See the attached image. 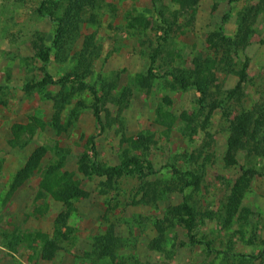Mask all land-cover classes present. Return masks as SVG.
Returning <instances> with one entry per match:
<instances>
[{"label": "rangeland", "instance_id": "1", "mask_svg": "<svg viewBox=\"0 0 264 264\" xmlns=\"http://www.w3.org/2000/svg\"><path fill=\"white\" fill-rule=\"evenodd\" d=\"M42 1L0 0V264H45L40 261L39 235L51 233L61 212L47 197L39 196L40 174H34L6 201L12 179L30 153L46 148L42 167L63 161L60 173L71 172L92 140L106 166L118 164L125 156H138L152 164L158 174L147 181L154 184L159 201L143 203L145 181L137 177L118 179L110 188L100 180L85 181L89 199L73 204L70 231L63 230L66 239L51 264H111L97 257L93 248L94 240L111 227L123 246L118 259L126 264H264V180L257 175L244 177L240 170L264 173V158L239 153V166H228L229 124L215 111L210 119H203L196 133L187 130L180 117L197 110L199 94L173 90L166 76L173 68L188 69L197 55H210L205 41L210 33L221 31L234 38L239 12L246 6L264 5V0L231 4L201 0L193 21L188 15L174 21L176 8L170 0H100L85 14L66 50H53L46 68L58 80L75 69L80 73V61L86 60L84 82L100 94L103 81L110 86V116L100 127L92 116L90 92H75L60 114L59 132L52 123L54 99L61 88L24 92L26 84L39 83L44 77L32 42L39 35L49 46L55 35L56 26L37 14ZM88 43L90 51L85 54ZM156 50L158 79L143 90L135 76L146 74ZM240 58L249 60L247 81L240 106L229 105L230 119L242 110L264 106V14ZM219 83L228 90L236 78L219 75ZM34 119L44 126L32 136H13L14 127L34 124ZM139 136L148 139L147 148H142ZM171 167L197 175V187L185 189L183 196L194 209L196 238L209 242L211 253L203 246L188 245L178 227L168 229L161 252L151 250L155 223L171 218L169 207L180 203L176 194L165 191L173 179ZM232 209L238 213L228 221ZM13 239L23 242L15 251L8 247Z\"/></svg>", "mask_w": 264, "mask_h": 264}, {"label": "trees", "instance_id": "2", "mask_svg": "<svg viewBox=\"0 0 264 264\" xmlns=\"http://www.w3.org/2000/svg\"><path fill=\"white\" fill-rule=\"evenodd\" d=\"M201 0H170L176 8L173 13L174 21L185 15L194 20L196 9ZM229 4L240 2L241 0H228ZM100 0H43L37 9V14L55 27L54 39L49 46H46L44 39L39 35L32 42V50L35 52L37 60L41 63L43 80L35 84H26L25 93L33 90H41L46 87H60L61 94L55 101L56 115L52 128L58 132L61 130L60 114L66 109L75 92L89 91L93 97L92 116L100 127H104L103 122L110 116L108 104H111L110 86L103 81V93L100 94L94 86L84 82L87 79L84 66L86 60L80 61V73L75 69L58 80H54L47 71V66L51 62L53 50L64 52L68 45L73 42L74 36L79 31L84 22L85 14L94 10ZM264 14V5L257 7H244L238 14V30L234 38L226 36L223 32L217 31L210 33L206 38L210 55H197L190 63L188 69L176 68L167 73L171 78V88L173 90L188 91L194 90L199 96L197 99V110L192 115L183 114L181 120L187 126L186 129L192 133L197 132V128L202 125L204 118L210 119L215 111H220L223 119L229 124V137L227 139V149L225 162L228 166H239L238 154L246 153L247 157L253 155L264 158V106H258L252 110L237 113L230 119L229 105L240 106L243 98L244 84L247 81V71L249 60L241 61L240 54L244 53L250 45L251 39L255 35V28L260 16ZM161 16L164 17L161 12ZM166 20V19H165ZM167 22V21H166ZM175 25V23H173ZM163 43H167V38H163ZM91 43L86 44L85 54L90 50ZM159 51V50H158ZM156 50L150 57V65L146 74H137L135 83L143 90H149L153 81L158 79L155 72ZM219 75H231L236 78L233 88L224 90L219 83ZM169 102V101H167ZM108 109V110H107ZM34 124L17 125L14 127L13 136L19 134L33 133L44 125L40 119H34ZM138 141L142 148H147L148 139L139 136ZM134 142V141H130ZM141 149V147H139ZM91 152L92 156L88 153ZM47 150L39 148L30 153L24 167L14 176L9 187L6 201H11L16 192L34 174H40L39 196L47 197L52 203L57 205L61 212L54 220L50 234H40V261L51 264L57 254L62 250L61 242L66 239V232L70 231L68 221L74 212V203L88 200L90 193L84 188V182L88 180L103 181L107 188L114 182L123 177H137L144 180L143 203L150 205L159 201V193L154 188V184L147 181L157 173L152 164L142 160L138 156H125L118 164L113 166L104 165L98 158L95 143H90L81 156L77 159L75 169L71 172L60 173L63 168V161L56 164L42 167L41 162L46 157ZM173 179L165 187V191L176 194L180 203L169 207V215L162 221H157L154 225L156 238L151 244V250L162 251V246L166 241L169 228L178 227L184 231L188 245H200L207 252H213L209 242H202L196 238L198 223L194 209L188 197L183 196L185 189L196 188L198 178L191 172H182L175 167H171ZM244 177L260 176L264 180V173L255 170H245L240 167ZM164 191V190H162ZM12 198V199H11ZM238 213L237 209L228 212V221L232 220ZM27 243L29 239L26 238ZM8 247L15 251L22 241L11 240ZM181 247L184 246L182 243ZM120 239L116 236L114 228L111 227L105 235L94 240L93 248L97 257L108 259L111 264H126L118 259V252L122 249ZM150 264V263H148Z\"/></svg>", "mask_w": 264, "mask_h": 264}]
</instances>
